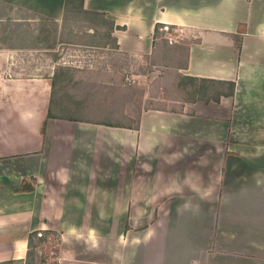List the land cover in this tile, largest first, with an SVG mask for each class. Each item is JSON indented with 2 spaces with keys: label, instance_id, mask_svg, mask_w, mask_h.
Instances as JSON below:
<instances>
[{
  "label": "crops",
  "instance_id": "0c3cea01",
  "mask_svg": "<svg viewBox=\"0 0 264 264\" xmlns=\"http://www.w3.org/2000/svg\"><path fill=\"white\" fill-rule=\"evenodd\" d=\"M81 8L114 23L123 52L189 34L186 97L127 127L48 117L51 77L12 76L0 52V264H25L35 231L58 235L55 264H264V0Z\"/></svg>",
  "mask_w": 264,
  "mask_h": 264
},
{
  "label": "rangeland",
  "instance_id": "374dc122",
  "mask_svg": "<svg viewBox=\"0 0 264 264\" xmlns=\"http://www.w3.org/2000/svg\"><path fill=\"white\" fill-rule=\"evenodd\" d=\"M0 1L14 7L0 8V52L11 55L14 63L9 74L53 78L51 109L59 115L131 126L141 110L170 108L176 98L186 97L176 75L189 34L181 31V45L159 44L151 55L128 53L97 46L107 42L99 36L108 24L94 18L86 24L89 16L79 12L75 0L60 23L52 16L61 10L62 0ZM89 24L96 26L95 32ZM172 32L165 41L174 40ZM58 241L57 234L44 235L42 256L49 258L48 264L56 263Z\"/></svg>",
  "mask_w": 264,
  "mask_h": 264
},
{
  "label": "trees",
  "instance_id": "16d2710c",
  "mask_svg": "<svg viewBox=\"0 0 264 264\" xmlns=\"http://www.w3.org/2000/svg\"><path fill=\"white\" fill-rule=\"evenodd\" d=\"M74 0H65V7H67L69 5L70 2H72ZM78 2V5H79V12L85 14L86 16H89L88 18H85V21H86V24L87 22L88 23H91V18L95 21L97 19H100L101 21L105 22L106 24H108V26L106 27L107 29L103 31V33L99 36V40L103 39V38H106L107 42L103 43V44H97V46H100V47H109V48H113V49H117V45H116V40L115 38L111 35V32L114 28V23L107 19L105 17V15L103 13H99V12H94V11H87V10H83L81 8V2L82 0H75ZM0 8L2 7H5L9 10H12L14 9V7L10 4H4L0 1ZM78 12V13H79ZM80 14V13H79ZM1 15L2 13L0 12V18H1ZM9 17V16H8ZM45 18H42L40 20H43ZM14 23H16L15 20H13ZM53 23H55L53 21ZM97 23H98V20H97ZM56 24V23H55ZM89 29H92L94 32L96 31V26H94L93 24H89ZM12 32H14L15 30H11ZM91 37V36H90ZM46 47H49L51 48L50 46H46ZM51 85L52 87L54 86V79L51 78ZM231 86L233 87V84H231ZM231 87V89H232ZM53 104V102H52ZM47 116L48 117H63L64 115H59L58 113H53L52 112V109L50 108L48 110V113H47ZM67 116V115H66ZM68 117V116H67ZM102 124H105V125H109V126H116V127H127V126H121V125H117V124H110V123H107V122H101ZM45 124V121L42 122V126H44ZM38 231H35V232H31L29 233L28 235V246H27V253H26V260H25V264H34L33 261H34V249L39 245L40 242H42L44 240V235L45 234H48V233H53V232H40L41 234L38 235ZM36 238V241L34 242V239Z\"/></svg>",
  "mask_w": 264,
  "mask_h": 264
}]
</instances>
